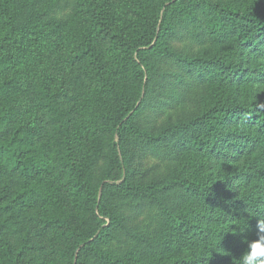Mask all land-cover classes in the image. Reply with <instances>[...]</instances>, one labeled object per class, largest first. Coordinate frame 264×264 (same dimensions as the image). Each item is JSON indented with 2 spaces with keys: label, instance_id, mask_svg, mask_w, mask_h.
<instances>
[{
  "label": "trees",
  "instance_id": "16d2710c",
  "mask_svg": "<svg viewBox=\"0 0 264 264\" xmlns=\"http://www.w3.org/2000/svg\"><path fill=\"white\" fill-rule=\"evenodd\" d=\"M264 220V0H0V264H237Z\"/></svg>",
  "mask_w": 264,
  "mask_h": 264
},
{
  "label": "clouds",
  "instance_id": "9594fccd",
  "mask_svg": "<svg viewBox=\"0 0 264 264\" xmlns=\"http://www.w3.org/2000/svg\"><path fill=\"white\" fill-rule=\"evenodd\" d=\"M258 230L264 232V220H257ZM237 264H264V242H248L246 250L238 258Z\"/></svg>",
  "mask_w": 264,
  "mask_h": 264
}]
</instances>
